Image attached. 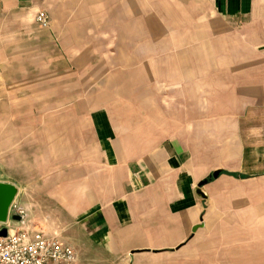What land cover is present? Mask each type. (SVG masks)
<instances>
[{
  "label": "crops",
  "instance_id": "0c3cea01",
  "mask_svg": "<svg viewBox=\"0 0 264 264\" xmlns=\"http://www.w3.org/2000/svg\"><path fill=\"white\" fill-rule=\"evenodd\" d=\"M0 182L72 264H264V0H0Z\"/></svg>",
  "mask_w": 264,
  "mask_h": 264
},
{
  "label": "built area",
  "instance_id": "2783aa9c",
  "mask_svg": "<svg viewBox=\"0 0 264 264\" xmlns=\"http://www.w3.org/2000/svg\"><path fill=\"white\" fill-rule=\"evenodd\" d=\"M35 22L46 28L49 16L43 10L38 11ZM10 220L0 222V230H6L5 236H0V264H72L75 261L74 248L57 235Z\"/></svg>",
  "mask_w": 264,
  "mask_h": 264
},
{
  "label": "water",
  "instance_id": "95a60500",
  "mask_svg": "<svg viewBox=\"0 0 264 264\" xmlns=\"http://www.w3.org/2000/svg\"><path fill=\"white\" fill-rule=\"evenodd\" d=\"M217 172L212 174V177H216ZM207 179L201 181L198 186L204 184ZM17 193L16 187L11 183L0 182V222H5L9 218L12 220H20L19 214H11V205ZM6 230H0V236H5Z\"/></svg>",
  "mask_w": 264,
  "mask_h": 264
},
{
  "label": "trees",
  "instance_id": "16d2710c",
  "mask_svg": "<svg viewBox=\"0 0 264 264\" xmlns=\"http://www.w3.org/2000/svg\"><path fill=\"white\" fill-rule=\"evenodd\" d=\"M210 179V178H207V180Z\"/></svg>",
  "mask_w": 264,
  "mask_h": 264
},
{
  "label": "rangeland",
  "instance_id": "374dc122",
  "mask_svg": "<svg viewBox=\"0 0 264 264\" xmlns=\"http://www.w3.org/2000/svg\"><path fill=\"white\" fill-rule=\"evenodd\" d=\"M247 177V176H246ZM208 180H210V179H208Z\"/></svg>",
  "mask_w": 264,
  "mask_h": 264
}]
</instances>
